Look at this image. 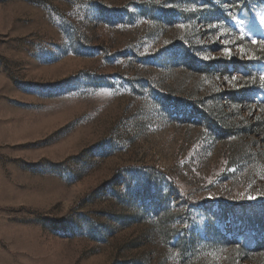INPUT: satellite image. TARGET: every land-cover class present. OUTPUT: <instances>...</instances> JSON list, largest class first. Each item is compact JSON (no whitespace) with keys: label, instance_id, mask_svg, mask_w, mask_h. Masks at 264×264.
Listing matches in <instances>:
<instances>
[{"label":"rangeland","instance_id":"1","mask_svg":"<svg viewBox=\"0 0 264 264\" xmlns=\"http://www.w3.org/2000/svg\"><path fill=\"white\" fill-rule=\"evenodd\" d=\"M262 77L264 0H0V264H264Z\"/></svg>","mask_w":264,"mask_h":264},{"label":"snow or ice","instance_id":"2","mask_svg":"<svg viewBox=\"0 0 264 264\" xmlns=\"http://www.w3.org/2000/svg\"><path fill=\"white\" fill-rule=\"evenodd\" d=\"M181 27H183V25H181ZM209 27H215V26L214 25H209ZM253 43H256V41H253ZM205 59H207V57H205ZM262 78H264V77H262ZM262 178H264V177H262ZM248 198L252 199L253 197L249 196Z\"/></svg>","mask_w":264,"mask_h":264}]
</instances>
